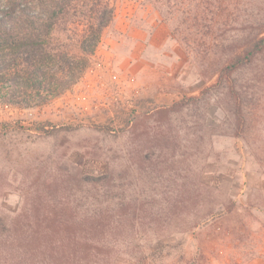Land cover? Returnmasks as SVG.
Listing matches in <instances>:
<instances>
[{"label":"rangeland","instance_id":"374dc122","mask_svg":"<svg viewBox=\"0 0 264 264\" xmlns=\"http://www.w3.org/2000/svg\"><path fill=\"white\" fill-rule=\"evenodd\" d=\"M164 2L111 0L113 20L76 83L37 107L0 101V240L7 228L22 236L0 246V264H48L11 221L34 213L60 176L105 173L110 185L73 183L69 195L111 210L119 195L136 199L143 221L113 236L98 264H264V57L236 75L249 112L236 137L225 90L204 76L217 54L202 23ZM71 17L55 43L78 51L71 21L82 20Z\"/></svg>","mask_w":264,"mask_h":264},{"label":"trees","instance_id":"16d2710c","mask_svg":"<svg viewBox=\"0 0 264 264\" xmlns=\"http://www.w3.org/2000/svg\"><path fill=\"white\" fill-rule=\"evenodd\" d=\"M5 1V5H0V101L20 107L41 106L84 75L102 41L104 28L113 20L114 7L111 0ZM174 1L170 3L173 14L181 11L194 26L202 23L209 40L207 53L217 54L215 58L207 57L204 76L214 78L213 86L225 90V110L233 119V135L245 136L249 121L248 95L238 84L236 75L264 57V0ZM186 1L191 4L186 5ZM144 3L151 10L165 2L144 0ZM72 14L82 20L81 23L71 21L78 51L69 43L60 46L55 43L58 29ZM174 29L182 31L180 24ZM191 99L198 100V97ZM181 103L178 101L175 105ZM111 180L110 173L97 177L60 176L52 187L47 186L51 189L50 196L34 199L38 200L32 207L36 211L14 217L13 227L20 224L19 228H26L24 239L39 242L37 248L44 250L48 264H98L106 260L111 238L124 237L123 228H137L143 221L137 200L117 196L120 200L116 211L103 201H91L88 195L72 198L70 187L73 183L110 185ZM202 184L211 188L206 181ZM209 219L207 216L200 222L207 220L204 222L207 223ZM16 233L17 228H7L0 246L13 248L22 238Z\"/></svg>","mask_w":264,"mask_h":264}]
</instances>
